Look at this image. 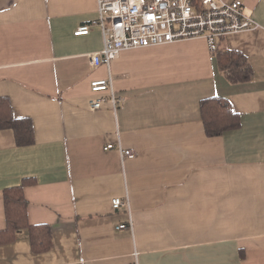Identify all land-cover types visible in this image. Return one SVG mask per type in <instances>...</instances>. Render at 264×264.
Here are the masks:
<instances>
[{
	"label": "crops",
	"instance_id": "0c3cea01",
	"mask_svg": "<svg viewBox=\"0 0 264 264\" xmlns=\"http://www.w3.org/2000/svg\"><path fill=\"white\" fill-rule=\"evenodd\" d=\"M241 1L260 27L217 51L184 40L123 51L108 68L91 64L104 46L98 0H0V115L29 119L34 136L20 146L0 124V232L5 192L23 185L29 225L52 232L46 252L28 229L0 236V264H264V0ZM231 51L248 81L229 80ZM110 74L125 101L92 111L106 94L91 84ZM214 97L240 121L218 137L201 115Z\"/></svg>",
	"mask_w": 264,
	"mask_h": 264
},
{
	"label": "built area",
	"instance_id": "2783aa9c",
	"mask_svg": "<svg viewBox=\"0 0 264 264\" xmlns=\"http://www.w3.org/2000/svg\"><path fill=\"white\" fill-rule=\"evenodd\" d=\"M99 20L104 46L91 56L93 67H111L123 51L162 46L184 40L204 38L211 51H217V42L231 34L256 30L260 25L246 13L241 0H98ZM92 26H83L76 36L88 35ZM114 78L96 80L91 84L95 97L90 102L92 111L111 105L115 110L124 97L113 87ZM116 149L109 145L105 150ZM123 157L133 159L130 150L118 148ZM116 210L130 208L129 201L113 200ZM126 225L120 226L125 229Z\"/></svg>",
	"mask_w": 264,
	"mask_h": 264
},
{
	"label": "trees",
	"instance_id": "16d2710c",
	"mask_svg": "<svg viewBox=\"0 0 264 264\" xmlns=\"http://www.w3.org/2000/svg\"><path fill=\"white\" fill-rule=\"evenodd\" d=\"M219 53V52H218ZM226 74L231 82H246L251 77V69L243 54L231 51L221 56ZM201 115L210 137L221 136L224 132L239 127V116L231 108L229 100L214 97L201 102ZM2 128L14 129L20 146L34 144L33 125L29 119L15 120L8 111L0 115ZM25 185L5 192L7 230L0 232L2 242L14 241L19 233L29 230L33 251L46 252L52 247V232L49 226H30L26 213L28 201L24 196Z\"/></svg>",
	"mask_w": 264,
	"mask_h": 264
}]
</instances>
